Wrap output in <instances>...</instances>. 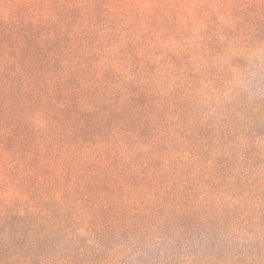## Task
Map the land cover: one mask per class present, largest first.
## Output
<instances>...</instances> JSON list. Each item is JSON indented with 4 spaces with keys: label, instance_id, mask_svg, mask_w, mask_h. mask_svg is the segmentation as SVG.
<instances>
[{
    "label": "trees",
    "instance_id": "16d2710c",
    "mask_svg": "<svg viewBox=\"0 0 264 264\" xmlns=\"http://www.w3.org/2000/svg\"><path fill=\"white\" fill-rule=\"evenodd\" d=\"M0 264H264V0H0Z\"/></svg>",
    "mask_w": 264,
    "mask_h": 264
}]
</instances>
